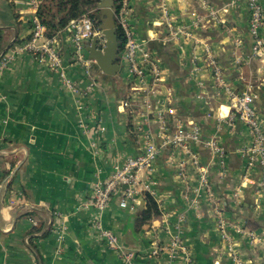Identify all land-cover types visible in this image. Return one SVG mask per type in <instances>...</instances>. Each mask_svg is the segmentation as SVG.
I'll use <instances>...</instances> for the list:
<instances>
[{"label": "crops", "instance_id": "obj_1", "mask_svg": "<svg viewBox=\"0 0 264 264\" xmlns=\"http://www.w3.org/2000/svg\"><path fill=\"white\" fill-rule=\"evenodd\" d=\"M32 1L0 0V54L7 49L2 55L7 62L0 65V264H155L147 258L152 243H166L172 235L181 238L194 264H235L217 232L212 205L195 192L198 171L180 150L162 147L158 115L167 107L176 112L166 116L170 134L177 133L179 121L200 127L201 141L192 150L233 227L232 251L242 264H264L260 173L255 171L250 182L242 180L240 151L250 135L240 121L218 126L207 117L225 113L229 98L215 86L204 45L180 32L195 31L204 41L229 87L249 88L256 95L264 132V57L251 52L246 7L236 0H129L134 37L146 43L159 80L138 86L121 67L108 76L94 63L88 68L75 63L63 31L68 87L59 72L32 56H11L29 37ZM208 8L219 11L223 26L211 19ZM197 16L202 23L194 28ZM261 38L264 44V24ZM209 139L224 149V166L204 147ZM147 143L159 154L138 174L127 206L120 208L115 197L102 211L92 207L94 185L107 181ZM145 193L161 215L135 230ZM97 222L117 237L124 252L133 253L130 263L105 245Z\"/></svg>", "mask_w": 264, "mask_h": 264}, {"label": "built area", "instance_id": "obj_2", "mask_svg": "<svg viewBox=\"0 0 264 264\" xmlns=\"http://www.w3.org/2000/svg\"><path fill=\"white\" fill-rule=\"evenodd\" d=\"M130 1L123 0L122 5L118 12V24L122 29L125 38V44L122 52L119 55L120 67L127 71L129 77L132 78L135 84L146 86L149 78L152 81H157L160 74L152 65L151 55L149 49L144 41L134 37L133 26L131 25L132 12L130 9ZM237 3L246 7L248 13V35L251 38V52L257 59L264 57V44L261 38V29L264 24V11L260 0H236ZM38 0L32 1V10L34 11L30 19L29 37L27 40L17 45L12 50L14 54H28L32 56L38 63L45 64L52 71L59 72L63 77L66 86L70 87V82L65 79L62 71V46H61V32L67 33L71 47L72 60L88 68L93 63L87 56L85 51V42L92 37H97L99 44H102L103 39L100 36V30L95 29L88 15H83L77 19L71 20L65 29H63L57 36L47 38L45 35V28L40 24L36 17V9ZM211 19L218 25L223 26L224 21L219 16L218 10L208 8ZM193 25L196 28L202 23L201 16L195 18ZM185 34L189 40L196 44H203L206 48L207 63L212 72L215 86L221 88L229 98V105L223 113L218 110L215 113H208L207 117L214 120L219 126L221 122L228 125H233L235 121H240L245 125L250 135V143L241 149V154L245 157L244 171L242 175L243 182H250L251 175L258 170L259 178L257 181L258 190L262 201L264 202V132L261 131L260 122L257 118L254 103L256 95L249 89L243 88L235 90L229 87L223 79V73L219 67L215 57L211 54L210 48L205 45L203 40L195 37V31L180 30ZM7 59L0 55V65L4 67ZM137 89L147 90L142 87ZM128 101L123 102V106L127 107ZM176 112L167 107L164 111H160L158 119L161 125L160 139L162 140V147L175 150H180L182 156L195 167L198 171V182L195 192L204 193L207 201L212 205V210L215 214V226L217 232L226 244L228 252L231 254L232 260L235 264H242L236 254L232 251V242L230 230L232 225L228 219L223 216L220 201L216 194L212 191L207 178L203 172L199 161L192 150V145L200 143V127L196 125L184 124L179 121L177 133L172 135L168 132L166 116H174ZM217 126V127H218ZM204 147L214 155L221 166H224L225 151L214 140L209 139L204 141ZM172 151L170 150V153ZM159 154V150L153 143H147L144 149L135 157L129 158L125 161L122 167H115L111 177L104 183H97L93 187L92 196L89 204L99 211H102L113 198H119L118 206L125 208L128 200L133 196L132 188L138 182V174L151 167ZM184 161H181L179 168L183 169ZM180 169V170H181ZM124 187V189H123ZM36 224V223H35ZM94 227L97 229L99 237L110 249H115L119 252L121 258L130 263L134 257L133 253L124 252L117 240V237L110 231L101 227L100 223H95ZM237 234L246 235L249 240L254 238V234L245 229L234 227ZM164 257V258H163ZM147 258L155 264H173L179 260L181 264H194L193 258L187 246L177 235L169 236L166 243L153 242L148 252Z\"/></svg>", "mask_w": 264, "mask_h": 264}, {"label": "trees", "instance_id": "obj_3", "mask_svg": "<svg viewBox=\"0 0 264 264\" xmlns=\"http://www.w3.org/2000/svg\"><path fill=\"white\" fill-rule=\"evenodd\" d=\"M123 0H113L114 20L119 55L125 44L124 34L118 24V12ZM97 0H38L36 17L45 28L47 38L57 36L67 24L83 15H88L93 27L100 26V13L97 9ZM1 50V48H0ZM145 206L135 220V230L148 226L152 219L161 215L158 204L149 193H145Z\"/></svg>", "mask_w": 264, "mask_h": 264}, {"label": "water", "instance_id": "obj_4", "mask_svg": "<svg viewBox=\"0 0 264 264\" xmlns=\"http://www.w3.org/2000/svg\"><path fill=\"white\" fill-rule=\"evenodd\" d=\"M97 9L100 13V36L103 39L99 44L97 37H92L85 51L88 58L95 64L101 73L115 76L120 69L116 25L114 20L113 0H97ZM7 50V49H6ZM0 55H3L5 51Z\"/></svg>", "mask_w": 264, "mask_h": 264}, {"label": "rangeland", "instance_id": "obj_5", "mask_svg": "<svg viewBox=\"0 0 264 264\" xmlns=\"http://www.w3.org/2000/svg\"><path fill=\"white\" fill-rule=\"evenodd\" d=\"M221 26V25H220Z\"/></svg>", "mask_w": 264, "mask_h": 264}]
</instances>
